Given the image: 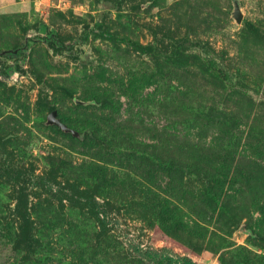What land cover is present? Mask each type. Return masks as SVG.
<instances>
[{
	"label": "rangeland",
	"instance_id": "obj_1",
	"mask_svg": "<svg viewBox=\"0 0 264 264\" xmlns=\"http://www.w3.org/2000/svg\"><path fill=\"white\" fill-rule=\"evenodd\" d=\"M238 1L0 0V264H264V0Z\"/></svg>",
	"mask_w": 264,
	"mask_h": 264
},
{
	"label": "trees",
	"instance_id": "obj_2",
	"mask_svg": "<svg viewBox=\"0 0 264 264\" xmlns=\"http://www.w3.org/2000/svg\"><path fill=\"white\" fill-rule=\"evenodd\" d=\"M92 35L103 37V38L113 40V41L130 42L131 44H133V46H135L138 49V51L145 53V54L152 55L154 57L167 56L172 59L180 60L183 56L186 55V50L184 49L183 45H177L170 54H166V53L161 52L160 49L156 45H142V44L130 41L126 38L117 36L113 33L104 31L101 25H97L95 29L86 31L84 33L83 40L85 41L89 39L90 36ZM63 46L64 45H62V47ZM212 70L215 72L217 76L222 77L224 79L226 78L225 72L222 71L220 68H217L215 64L212 65ZM19 208L22 212V219H23V228H22L23 239L29 245L31 252H33L36 239L34 238L32 234V221L28 214L27 207L25 206V203H24V191L20 198ZM138 253L146 259L161 260V262H165L166 264H179V263L196 264L191 259H187V258L176 259L175 257L167 253H163V252H156V251L143 252L141 250H138Z\"/></svg>",
	"mask_w": 264,
	"mask_h": 264
},
{
	"label": "water",
	"instance_id": "obj_3",
	"mask_svg": "<svg viewBox=\"0 0 264 264\" xmlns=\"http://www.w3.org/2000/svg\"><path fill=\"white\" fill-rule=\"evenodd\" d=\"M234 17L238 21V23H241L243 20V13L240 6V2L238 0H235V11H234ZM4 53H7L5 51ZM77 103L79 104H85L83 101L77 100ZM49 123L53 125H58L63 129V131L72 133L76 137H82L81 133L73 128H70L67 124L61 121V119L58 117V112L54 111L49 116Z\"/></svg>",
	"mask_w": 264,
	"mask_h": 264
}]
</instances>
